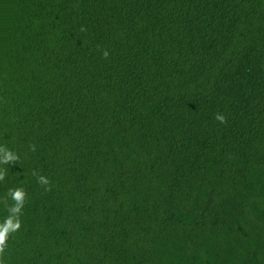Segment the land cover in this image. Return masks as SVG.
Wrapping results in <instances>:
<instances>
[{"label":"trees","instance_id":"obj_1","mask_svg":"<svg viewBox=\"0 0 264 264\" xmlns=\"http://www.w3.org/2000/svg\"><path fill=\"white\" fill-rule=\"evenodd\" d=\"M0 264H264V0H0Z\"/></svg>","mask_w":264,"mask_h":264}]
</instances>
